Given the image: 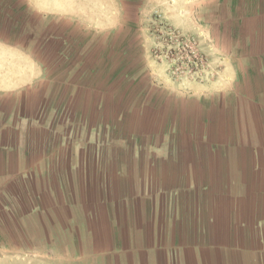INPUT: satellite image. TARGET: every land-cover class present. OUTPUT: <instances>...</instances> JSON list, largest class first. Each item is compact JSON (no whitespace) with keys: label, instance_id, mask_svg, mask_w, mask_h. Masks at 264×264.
<instances>
[{"label":"crops","instance_id":"1","mask_svg":"<svg viewBox=\"0 0 264 264\" xmlns=\"http://www.w3.org/2000/svg\"><path fill=\"white\" fill-rule=\"evenodd\" d=\"M148 9L201 17L211 78H167ZM14 182L58 219L59 264H264V0H0Z\"/></svg>","mask_w":264,"mask_h":264},{"label":"rangeland","instance_id":"2","mask_svg":"<svg viewBox=\"0 0 264 264\" xmlns=\"http://www.w3.org/2000/svg\"><path fill=\"white\" fill-rule=\"evenodd\" d=\"M125 8L133 17L138 7ZM141 15L142 28L151 40L150 59L163 66L167 78L180 83L211 78L207 55L201 50L198 14L191 15L196 31L190 33L176 29L158 11L148 9ZM37 200L40 198L28 197L21 182L6 184L0 195V264H59V257L65 256L66 239L54 228L58 219L54 225L52 217L40 214Z\"/></svg>","mask_w":264,"mask_h":264}]
</instances>
